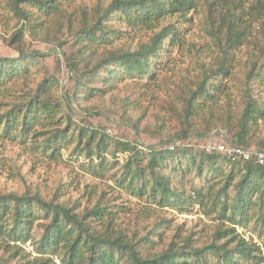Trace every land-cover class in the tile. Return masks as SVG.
I'll return each instance as SVG.
<instances>
[{"label": "rangeland", "instance_id": "obj_1", "mask_svg": "<svg viewBox=\"0 0 264 264\" xmlns=\"http://www.w3.org/2000/svg\"><path fill=\"white\" fill-rule=\"evenodd\" d=\"M114 1L60 0L67 18L51 21V35L34 38L25 31L24 49L33 55L25 63L29 75L17 84L10 82V89L3 98L0 97V102L12 105L16 99L20 101L23 96L27 98L31 95L43 80L57 79L54 98L63 99L65 105L60 115L64 120L62 128L66 127L70 117L71 133L75 137L73 144L64 141L62 157L53 161L47 156L49 152L45 154L40 149H34L39 146L37 143L34 146L31 142L23 144L18 138L13 140L0 135V195L39 194L48 201L72 208L79 217H84L96 205L108 206L117 212V229L125 230L130 237L139 238L150 231L157 234V252L182 246L188 239L193 240V246L203 248L215 241L218 229L232 227V223L220 218V214L226 207L227 218L232 215L230 210L235 205L236 191L246 177L241 167L234 168L224 162L220 169L213 171L212 163L200 160L203 156L200 146L207 139L231 144L233 137L222 130V122L216 119L207 117L187 121L184 106L180 103L196 89L205 73L215 70L221 61L222 53L211 39L214 24L210 21L220 10L221 1L206 0L203 3V0H198L197 9L186 16L175 14L167 17L155 30L122 27L120 39H114L113 44L107 47L92 42L84 45L78 38V32L85 26H92L97 16ZM247 1L232 0L231 11L239 14L244 2L246 8L255 2L250 0L248 4ZM85 11L88 13L86 16ZM68 17L72 18L73 27ZM169 24L184 31L183 45H176L170 50V40L166 42L167 57L162 59V69L152 66L142 78H127V81L116 85L104 80L106 72H100L95 77L90 75V71L105 59L110 50L138 51L149 45L159 30ZM22 25L23 22L10 13L6 4L0 3V56L19 57L12 45L13 33ZM110 27L120 30L115 23ZM59 43L63 46L58 51L56 47ZM232 58L229 79L220 77L211 82L225 85L223 92L232 106L228 107L224 101L221 105L238 115L248 89L264 105V85L261 84L264 81V25L253 27L249 38L232 53ZM73 61H77L78 71H71L69 65ZM251 70L258 76L248 81ZM228 108H217V112L225 116L229 113ZM6 110L7 107H0V116ZM80 130H98L110 139L109 153L104 155L108 163L105 170L96 158L91 164V158L76 149ZM184 133L187 136L185 139L182 138ZM258 136L264 138L263 126ZM118 141L132 143L145 152L166 150L167 146L182 142L183 145L178 148L186 147L190 151L175 160L168 159V153L162 173L171 177V183L177 189L184 187L188 195L200 192L201 196L188 208L181 205L160 207L156 200L148 196L134 197L121 189L115 180L123 172L128 153H118L116 158L113 157ZM256 141L254 139L251 143L253 149L261 148ZM257 205L251 208L246 223L234 227L247 242L257 244L264 255V227H261L258 218L264 213V206L260 208ZM87 220L93 225L96 221L92 217ZM42 222L34 224L32 239L24 245L8 237L0 238V264H33L40 257L38 246ZM27 244L35 247L34 254L28 252ZM208 258L215 262L214 254ZM58 261L61 264V257ZM244 264L257 263L247 261Z\"/></svg>", "mask_w": 264, "mask_h": 264}, {"label": "trees", "instance_id": "obj_2", "mask_svg": "<svg viewBox=\"0 0 264 264\" xmlns=\"http://www.w3.org/2000/svg\"><path fill=\"white\" fill-rule=\"evenodd\" d=\"M197 1L115 0L97 16L92 26L81 28L77 35L84 45L92 42L107 47L113 44L114 39H120L122 27L128 30L137 28L155 30L167 17L175 14L186 16L191 10L197 9ZM220 1V10L218 9L210 21L214 24L211 39L222 53L221 61L215 70L205 73L196 89L180 103L184 106L187 121L207 117L216 119L222 122V130L232 135L233 144L253 149L251 143L257 139L256 144L262 150L264 138L260 139L258 133L262 126L264 128V105L248 89L244 95L243 108L235 115L228 108L232 104L223 92L225 85L211 80L220 77L224 80L229 79L232 53L249 38L254 26L264 25V0H255L248 8L244 2L243 10L239 14L231 11L232 0ZM206 2L203 0V3ZM247 2L250 4V0ZM0 3H5L10 13L17 17L19 22H23L22 28L13 33L12 45L19 57L0 56V97L3 98L4 93H8L10 82L17 84L19 80L29 75V68L25 63L33 55L24 49L25 31L34 38L47 37L51 35L49 31L51 21L67 18V14L60 0H0ZM86 15L87 11L84 12V16ZM68 20L73 27L72 18L68 17ZM113 23L119 25L120 30L112 29L110 24ZM183 32L182 29H176L169 24L159 30L149 45L138 51L110 50L105 59L90 71V75L95 77L100 72H106L104 80L116 85L127 81V78L129 80L142 78L152 66L162 69V59L167 57L166 42L170 40V50L176 45H183ZM62 46L63 43H59L56 49L59 51ZM77 65V61L70 62L72 72L78 71ZM257 76L258 74L251 70L247 80L253 81ZM87 79H90L89 76ZM57 83V79H45L27 98L23 96L20 101L16 99L12 105L0 102V107H7L6 112L0 116V135L13 140L18 138L23 144L31 142L34 146V143H37L39 146H35L34 149H40L45 154L49 152L47 156L53 161L62 157L64 141L73 144L75 137L74 133H71L70 117L66 127L62 128L64 120L60 115L65 105L63 99L54 98ZM261 84L264 85V81ZM222 101L227 103L228 107L222 106ZM217 108L221 110L228 108L229 113L225 116L219 115ZM189 124L191 125V122ZM185 135L186 133L182 138H187ZM76 140V149L80 154L91 158V164L96 158L102 170L107 168L108 163L104 155L109 153L110 139L106 134L98 130H80ZM188 149L180 147L174 151L162 149L145 152L132 143L118 141L113 157L116 158L118 153H128V156L121 176L115 180L116 184L134 197L148 196L156 200L160 207L181 205L188 208L201 193L188 195L186 188L177 189L172 185L171 177L162 173L168 153L170 155L168 159L175 160L179 159L180 155L188 153L190 151ZM202 154L200 160L212 163L213 171L220 169L221 165L227 162L234 168L241 167L246 173L236 191L235 205L230 210L232 215L227 218L226 207L223 214H220V218L228 219L232 227L218 229L215 241L203 248L193 246V240L188 239L182 246L169 247L165 251L157 252L158 236L153 231L136 238L130 237L125 230L117 229L115 208L96 205L84 217H79L72 208L48 201L39 194L0 195V238L8 237L11 241L24 245L32 239L34 224L42 220L40 224L42 234L38 246L40 257L33 264H58L54 257H61V264H244L247 261L264 264V255L257 244L247 242L234 227L249 220L250 210L257 203L260 208L264 206V168L254 162H232L221 155H206L203 152ZM194 163L195 161L192 164ZM94 171L96 174L97 170ZM257 180L261 182L258 183ZM202 204L204 205V202ZM89 217L96 220L94 225L88 222ZM258 218L261 227H264V213L259 214ZM95 225L102 228L98 229ZM210 254H214L215 262L208 258Z\"/></svg>", "mask_w": 264, "mask_h": 264}, {"label": "built area", "instance_id": "obj_3", "mask_svg": "<svg viewBox=\"0 0 264 264\" xmlns=\"http://www.w3.org/2000/svg\"><path fill=\"white\" fill-rule=\"evenodd\" d=\"M181 145H183L182 142H175L167 146V148L170 151H174ZM200 147L202 152L206 155H221L232 162H254L264 168V149H247L233 143L228 144L216 139H207L206 143L202 144ZM27 249L31 254L35 253V247L33 245L27 244ZM54 260L59 264L58 258L54 257Z\"/></svg>", "mask_w": 264, "mask_h": 264}]
</instances>
